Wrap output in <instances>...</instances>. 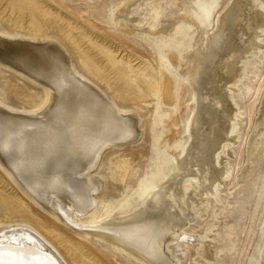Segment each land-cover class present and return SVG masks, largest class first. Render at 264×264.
<instances>
[{"label": "bare ground", "instance_id": "bare-ground-1", "mask_svg": "<svg viewBox=\"0 0 264 264\" xmlns=\"http://www.w3.org/2000/svg\"><path fill=\"white\" fill-rule=\"evenodd\" d=\"M13 1L18 3L9 2ZM135 1L129 0L115 13L124 31L134 28L130 7ZM36 3H28L34 5V13L40 8ZM172 3L157 26L141 30L157 37L160 46H174L171 63L179 74L174 80L179 82L177 111L168 120L170 157L162 164L166 176L142 204L112 209L105 216L92 215L94 196L100 189L95 170L104 149L139 139L136 113L117 110L80 74L70 53L13 39L0 27V66L45 87L44 102L35 111L7 106L0 96V167L42 210L69 228L93 235L112 252L118 250L137 264H177L181 254L177 243L192 241L190 235L183 234L185 223L203 216L204 204L227 181L229 166L222 163L223 153L218 151L237 138L232 91L247 61L260 54L259 37L264 34L260 0ZM154 11L150 10L149 16ZM70 42L80 55L77 42L71 37ZM104 55L114 63L109 52ZM81 65L88 74L97 72L86 59ZM260 90L259 84L251 106ZM173 100V83L168 79L164 88L166 106ZM263 143L264 119L250 140L245 168L258 156ZM37 153L47 162V169H52L45 171L49 176L46 180H37L28 172L33 169L30 156ZM81 216L86 218L80 221ZM78 220L81 225L75 224ZM60 241L72 250L64 237ZM197 254L204 264H213L217 257L208 238L201 241ZM64 257L37 229L0 226V264H70ZM259 261L264 264V247Z\"/></svg>", "mask_w": 264, "mask_h": 264}, {"label": "rangeland", "instance_id": "rangeland-1", "mask_svg": "<svg viewBox=\"0 0 264 264\" xmlns=\"http://www.w3.org/2000/svg\"><path fill=\"white\" fill-rule=\"evenodd\" d=\"M9 1L0 0V27L7 36L70 53L80 74L102 91L117 110L137 115L139 139L120 147H108L111 149L101 153L95 170L100 189L94 196L92 215L105 216L112 209L125 210L142 204L166 176L162 164L170 157L168 120L177 111L179 82L174 80L179 74L171 63L174 46H160L157 37L141 30L157 26L173 0H136L130 7L135 17L132 31L119 28L115 18L116 11L129 0H32L40 7L36 13L29 0ZM260 4L264 9V0ZM153 9L154 15L149 16ZM70 37L77 42L80 55ZM37 38L41 41L37 42ZM259 39L260 54L247 61L243 76L232 91L231 100L236 105L233 130L237 138L218 151L223 153L222 163L229 166L227 181L204 204L203 216H196L191 223L183 218L186 222L183 234L190 235L192 241L177 243L181 250L177 264H204L197 248L205 238L216 249L213 264L260 263L264 247V143L252 166L245 168L250 140L264 119V34ZM105 51L113 58V64ZM83 59L92 63L97 72L88 74L81 65ZM168 79L173 83L174 96L170 106L164 101ZM259 84L260 93L251 106ZM40 86L0 66V96L7 106L27 111L39 109L45 98V87ZM30 162L33 169L28 172L35 179L49 177L45 171L52 169H47V162L40 160L38 153L30 156ZM244 171H248L245 176ZM84 218L81 216L79 220ZM79 220L75 224L81 225ZM11 225L37 229L70 264H137L118 250L112 252L93 235L69 228L42 210L0 167V226ZM60 236L72 250H67Z\"/></svg>", "mask_w": 264, "mask_h": 264}]
</instances>
